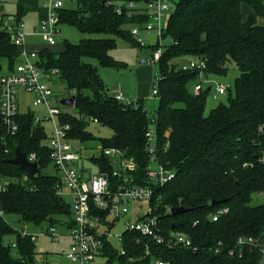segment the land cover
Returning <instances> with one entry per match:
<instances>
[{
  "label": "trees",
  "instance_id": "obj_1",
  "mask_svg": "<svg viewBox=\"0 0 264 264\" xmlns=\"http://www.w3.org/2000/svg\"><path fill=\"white\" fill-rule=\"evenodd\" d=\"M242 3L252 9L245 18ZM16 14L23 16L22 4H17ZM258 15L264 16V0L175 1L164 33L170 41L163 44L157 62L160 79L154 112V156L172 169L173 177L156 188V212L163 234L184 233L191 246L168 247L126 231L121 244L125 254H112L116 264H147L154 255L171 264H264V247L236 244L239 236H257L264 228V201L254 203V197L264 193V24L257 22ZM59 17L62 24L80 32L111 33L140 45L123 26L133 19L117 13L108 0H75L74 6L59 10ZM115 45V36H84L77 42L64 39L59 50L43 46L39 56L42 66L57 69L55 77L75 96L74 112L59 116L69 123V136L82 145L97 141L99 149L119 148L142 175L151 157L145 136L150 118L142 100L133 104L114 98L96 67L83 59L90 56L103 65L119 66L121 62L110 53ZM148 46L153 49L157 42ZM17 54L8 32L0 29V72L2 60L10 66ZM181 55L203 61L205 74H226L227 62H234L239 73L225 103L204 113L208 88L193 92L201 69L183 68L172 61ZM34 117L30 111L20 113L13 135L7 134L0 119V175L15 180L2 195L1 205L19 222L67 228L72 224V206L56 193L57 173L41 172L50 163L49 149L43 141L46 132ZM89 120L112 133L95 136L87 129ZM16 146L27 155L35 153L39 168L35 175L30 177L9 162ZM90 159L109 169L100 154L93 152ZM179 206L188 210L176 215L167 210ZM219 207L228 211L214 221L209 214ZM8 232L12 228L2 225L0 264H36L35 242L17 235L20 257H13L2 242ZM145 245L150 253L144 257Z\"/></svg>",
  "mask_w": 264,
  "mask_h": 264
},
{
  "label": "built area",
  "instance_id": "obj_2",
  "mask_svg": "<svg viewBox=\"0 0 264 264\" xmlns=\"http://www.w3.org/2000/svg\"><path fill=\"white\" fill-rule=\"evenodd\" d=\"M108 1L114 3L117 13H125L128 18L133 19L129 22L128 30L140 45L146 43L141 36L142 31L154 32L157 46L151 48L150 54L147 57H141L140 61L158 62L163 48L161 40L164 37L169 16L174 9L170 0ZM64 2L65 0H43L46 14L29 31L25 27L23 16L19 18L16 11H5L2 0H0V29L6 30L11 43L18 47L15 60L10 66H7L5 71L0 72L1 122L7 134H15L18 128L17 116L20 114V92L33 95V106H44V111L41 114H34V122L42 125L41 121L43 120L50 125L49 133L47 134L45 131L46 138L43 141L49 149L50 163L59 176L56 193L64 199L68 197L72 206V224L67 228L64 227V231L59 230L58 226L50 224L38 232L15 228L6 220V213L1 205L2 195L15 180L13 177L0 175V229L2 225L8 224L13 232L4 235L12 234L14 236L4 245L10 250L13 257L18 258L20 253L16 242L17 235L22 238L29 237L33 242L39 235L47 237L50 241H59L63 236H67L69 243L66 257L72 264H116L112 258L113 252L123 255L125 250L123 247L114 250L110 240V230L121 217L129 214L133 208L136 221L131 224L127 223V228L123 232L136 231L153 239L157 244L165 243L168 247L191 246V239L184 233L170 231L165 235L161 231L162 220L156 212L159 205L156 188L170 181L173 171L155 159L154 114L150 118V124L145 133L151 157L142 175L137 174V164L132 159L126 158L123 151L116 147H104L95 153V155L100 154L104 158L106 166L109 167L108 170L103 169L102 164L92 161L90 159L92 154L88 158L94 166V170H88L87 167L80 164L77 165L85 149L75 138L69 136V123L63 122L59 118L60 114L73 113V106L67 107L59 103L61 98L58 101L55 99V93L49 80L51 75L56 74L57 69L55 67L45 68L41 65L39 51L42 47L27 45L29 34L40 37L45 46H52L57 42L62 24L59 10L65 5ZM181 66L201 69L193 86V92L198 93L205 88L201 81H207L208 75L202 71L205 67L203 61L191 58ZM159 79L158 71V75L152 83L150 96L157 95ZM208 86L213 98H216L217 95L227 94L231 89L230 84H224L221 81H215L214 85L212 83ZM112 95L117 100L128 103L120 92ZM67 96L70 94L68 93ZM93 121L96 122V120ZM27 157L30 161H36L35 153H30ZM151 162L155 164L154 167H150ZM167 210L170 212L169 208ZM227 211L226 207H219L209 216L215 221ZM123 232L118 235L120 244L124 241ZM236 244L239 247L246 245L263 248L264 228L257 236H239ZM41 253L42 251L36 252L35 260L41 259ZM149 253L150 247L145 245L143 256L145 257ZM131 261H133L132 258ZM147 264L171 263L162 259L160 255H154L150 257Z\"/></svg>",
  "mask_w": 264,
  "mask_h": 264
},
{
  "label": "rangeland",
  "instance_id": "obj_3",
  "mask_svg": "<svg viewBox=\"0 0 264 264\" xmlns=\"http://www.w3.org/2000/svg\"><path fill=\"white\" fill-rule=\"evenodd\" d=\"M43 0H6V7L9 10H15L17 4H22L27 8V13L24 15L25 27L30 29L32 24H36L38 19L45 15V10L42 7ZM176 0H170L172 7L174 8ZM65 5L74 6L75 0H65ZM35 8V9H34ZM242 14L247 15L248 10H251L250 6L246 3H242ZM252 11V10H251ZM257 22L264 24V16L258 15L256 18ZM124 27L129 28L130 23H125ZM144 33V34H142ZM141 36L146 42L145 45H137L133 41L126 39L122 36H117L111 33L105 32H80L74 26L69 24H61L60 31L57 39V43L54 48H62L63 40L67 39L73 42H77L81 37L84 36H115L116 45L113 49L110 50L111 55L114 59L121 62L119 66L103 65L97 61L95 57L84 56L83 59L91 62L99 74V77L102 80V83L105 87H109L111 90L121 92L126 102L136 104L137 101L142 100L143 107L146 110L147 116L149 118L154 114L158 99L156 96H150L152 91V83L154 78L158 75V65L157 62H141V57H147L152 51L151 47L148 44L154 43L156 38L154 37V32H145L142 31ZM150 33V34H146ZM40 45L43 43L40 37L35 35L27 36L28 42ZM170 41L168 36L163 37L161 40L162 44H166ZM29 42V43H30ZM188 60L187 55H181L172 59L173 62L182 64ZM9 65V62L2 60V71H5ZM228 69L226 74H214L207 73L208 80H202V86L207 87L209 84L214 85L216 80L221 81L224 84H230L231 90L233 91V81L234 77L239 73L238 68L233 61L227 62ZM49 83L55 93V99L58 101L60 98L68 95V91L62 83L58 80L55 75L50 76ZM192 85V83H191ZM192 87V86H191ZM214 92V91H213ZM111 93V92H110ZM212 93V92H211ZM210 92L206 96L205 100V110L204 113L208 114L211 108L218 105L220 102L227 101V94L217 95L216 98L212 97ZM33 95L30 93L20 92L19 94V111L20 113L32 112L35 115L41 114L44 111V106H33L32 105ZM42 126L44 127L47 134L50 130V125L45 121H41ZM87 129L92 132L97 137L109 136L112 131L110 128L103 126L92 120L88 121ZM99 144L97 141H90L87 144H84L83 156L77 162V165H83L87 167L88 170H94V166L89 160L90 154L99 152ZM92 147V149H91ZM153 162L150 163V167H154ZM43 173H56L53 165L49 163L46 167L41 169ZM65 200L70 202L68 197H65ZM264 201V193L258 197H254V203ZM6 220L15 228L25 229L29 232H38L41 228L46 227V223H42L38 226H33L29 223L18 222L17 216L14 214H6ZM136 221V216L133 215V208L131 212L123 217H121L116 224L110 230V240L115 249H120L121 244L118 239V235L127 228V223L131 224ZM58 229L63 231L64 227L58 225ZM14 238L12 234L3 235L2 242L5 244L8 241H11ZM67 238H60L59 241H50L47 237L39 235L35 240V250L37 253L42 251L41 259L36 260V264H72V262L66 257L67 250ZM102 260V259H101Z\"/></svg>",
  "mask_w": 264,
  "mask_h": 264
},
{
  "label": "water",
  "instance_id": "obj_4",
  "mask_svg": "<svg viewBox=\"0 0 264 264\" xmlns=\"http://www.w3.org/2000/svg\"><path fill=\"white\" fill-rule=\"evenodd\" d=\"M208 90H209V86H208ZM74 95H70L64 98H61L59 100V103L62 105H65L67 107H72L73 103H74ZM9 162L18 165L28 176H33L35 175L39 168H38V164L36 161H30L26 155L25 152H23L19 146H16L14 149V154L13 156L9 159ZM213 204L215 203H219V201H214L212 202ZM188 210V208L184 207V206H179V207H172L170 209V213L172 215H176V214H181L184 211ZM20 220H18L19 222Z\"/></svg>",
  "mask_w": 264,
  "mask_h": 264
},
{
  "label": "crops",
  "instance_id": "obj_5",
  "mask_svg": "<svg viewBox=\"0 0 264 264\" xmlns=\"http://www.w3.org/2000/svg\"><path fill=\"white\" fill-rule=\"evenodd\" d=\"M4 2H6V0H2V5H3V8H4L5 11H7V12H15V11H16V8H15V10H12V11L9 10V9H7V8H5V7H6V3H5V5H4ZM23 7H24V6H23ZM42 7H43V9L45 10V14H46V8H45V6L43 5V1H42ZM241 7H242V4H241ZM250 8H251V7H250ZM34 9H35V8H34ZM251 10H252V9H251ZM251 10H248L247 15L250 14V13H252ZM26 13H27V8L24 7L23 19H24V15H25ZM241 13H242V10H241ZM247 15H246V16H247ZM44 16H45V15H44ZM44 16H43V17H44ZM246 16L242 14V17H243V18H245ZM40 19H41V17L38 19L37 23L39 22ZM37 23H36V24H37ZM263 23H264V21H263ZM36 24H32L31 27H30V29H28L27 27H26V29L30 31V30H32L33 26H35ZM25 26H26V24H25ZM143 34H144V33H143ZM146 34H150V33H146ZM29 35H33V34H29ZM35 36H36V35H35ZM29 42H30V41H29ZM29 42L27 43L28 46H35V47H39V48H40V47H43V45H44V43H42V44H40V45H36V44H34V43H31V42L29 43ZM56 43H57V42H56ZM56 43H55L54 45L50 46V47L56 50V48H54V46L56 45ZM44 46H45V45H44ZM59 49H61V48H59ZM59 49H57V50H59ZM187 56H188V55H187ZM191 58H192L191 56H188V60L191 59ZM188 60H186V61H188ZM216 81H219V80H216ZM209 85H210V84H209ZM207 87H208V86H207ZM106 88H107L108 93L111 94V95H112V94H115V93L118 92V91H115V90H111L109 87H106ZM110 92H111V93H110ZM120 93H121V92H120ZM121 94H122V93H121ZM122 96H123V94H122ZM123 98H124V97H123ZM124 100H125V99H124ZM64 230H65V228H64ZM64 230H63V231H64ZM62 238H67V239H68V241H67V247H68L69 238H68L67 236H63Z\"/></svg>",
  "mask_w": 264,
  "mask_h": 264
}]
</instances>
